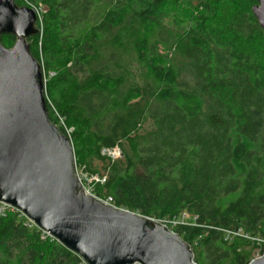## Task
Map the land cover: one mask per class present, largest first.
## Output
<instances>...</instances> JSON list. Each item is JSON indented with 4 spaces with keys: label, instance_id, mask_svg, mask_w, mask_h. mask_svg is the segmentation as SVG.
<instances>
[{
    "label": "trees",
    "instance_id": "trees-1",
    "mask_svg": "<svg viewBox=\"0 0 264 264\" xmlns=\"http://www.w3.org/2000/svg\"><path fill=\"white\" fill-rule=\"evenodd\" d=\"M14 3L46 9L27 40L30 54L45 76L49 120L53 108L72 129L75 165L106 178L97 194L140 216L178 221L170 230L196 264H248L264 240L256 0ZM14 42L1 37L7 49ZM114 148L121 158L101 155ZM25 223L18 212L0 215V264L81 262Z\"/></svg>",
    "mask_w": 264,
    "mask_h": 264
},
{
    "label": "water",
    "instance_id": "water-1",
    "mask_svg": "<svg viewBox=\"0 0 264 264\" xmlns=\"http://www.w3.org/2000/svg\"><path fill=\"white\" fill-rule=\"evenodd\" d=\"M251 8L264 34V0ZM35 12L0 0V204L85 264H196L182 239L152 218L86 195L74 174L69 139L49 120L43 71L28 39ZM15 38L9 49L1 37ZM248 264H264V255Z\"/></svg>",
    "mask_w": 264,
    "mask_h": 264
},
{
    "label": "built area",
    "instance_id": "built-area-1",
    "mask_svg": "<svg viewBox=\"0 0 264 264\" xmlns=\"http://www.w3.org/2000/svg\"><path fill=\"white\" fill-rule=\"evenodd\" d=\"M28 8L32 9L35 12L36 17H37V22H36V25H37V23L39 22L38 19L40 18V14L38 12V8L37 7H32L30 5H29ZM43 81L45 82L44 74H43ZM52 112H53V116H54V119H55V124L54 125L56 126V128L59 131H63L65 136L67 138H69L70 134L72 132V129L65 127L63 118L61 116H59L58 113L53 108H52ZM114 150H115V148L114 149H107V152L114 151ZM119 156H120V154H118V156L116 155V157H119ZM113 157H115V154H113ZM116 157L115 158L111 157L110 160L114 161V160L119 159V158L116 159ZM74 174L77 177L78 182L80 183V185H81V187H82V189H83V191H84V193L86 195H89V196L93 197L94 199L98 200L99 202L103 203L106 206L117 208V207H115L113 205L111 198L103 197L102 195L97 194V192L95 190L96 186H100V187L103 186V184L105 182V179H106L104 175H101V174H98V173L89 174L88 172L84 171V168L77 167L75 165V162H74ZM6 207H9V206H6ZM121 210H123V209H121ZM156 222H158L159 224L167 227V229L169 228L168 230H170V228H172V227H174V226H176L178 224V221H175V220H173V221H156ZM27 223L29 224L28 225L29 227L34 226V224L32 222H30L29 220H27ZM236 235H238V234H236ZM46 237H50V236L45 234L44 232H42V238L44 239ZM260 242L264 244V240H261ZM263 255H264V253L261 256H263ZM79 264H85V263L81 260V262Z\"/></svg>",
    "mask_w": 264,
    "mask_h": 264
},
{
    "label": "rangeland",
    "instance_id": "rangeland-1",
    "mask_svg": "<svg viewBox=\"0 0 264 264\" xmlns=\"http://www.w3.org/2000/svg\"><path fill=\"white\" fill-rule=\"evenodd\" d=\"M37 8H38V12H39V14H40V18L38 19L39 20V24L41 23L42 24V17H43V15H44V13H45V11H46V9H45V7L41 4V5H38L37 6ZM41 35V34H40ZM40 35H39V37H40ZM113 154H115V157H116V155L118 156V154H120V156L119 157H116V159L117 158H121L122 157V155H121V151H120V149L119 148H115V150L114 151H109V152H107V150H105V149H103L102 151H101V155H103V156H106V157H108L109 159H111V157L112 158H115V157H113ZM114 160V159H113ZM18 212L17 210H15V209H12V208H10V207H6V206H4V205H2V204H0V215H3L4 213H6V212ZM18 213H20V212H18ZM21 214V213H20ZM136 214V213H135ZM22 215V214H21ZM23 216V215H22ZM24 217V216H23ZM25 218V217H24ZM26 219V218H25ZM180 223L181 224H184V225H186L187 224V221H188V215H186V214H182V216L180 217ZM25 226H27V227H29L28 225V223H27V219H26V223L24 224ZM236 235V234H235ZM41 239H43L42 238V234H41ZM261 239H258L257 240V244L258 245H256V246H254L255 248L254 249H252L251 250V256H252V260L253 259H256V258H259L262 254H260V250H259V245H262L261 244ZM197 251H198V248L197 249H195V254L197 253Z\"/></svg>",
    "mask_w": 264,
    "mask_h": 264
}]
</instances>
